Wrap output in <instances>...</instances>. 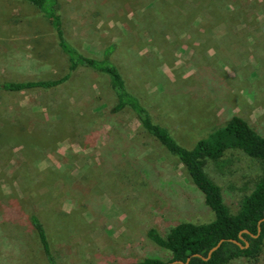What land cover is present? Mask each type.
Here are the masks:
<instances>
[{
	"label": "rangeland",
	"instance_id": "1",
	"mask_svg": "<svg viewBox=\"0 0 264 264\" xmlns=\"http://www.w3.org/2000/svg\"><path fill=\"white\" fill-rule=\"evenodd\" d=\"M56 2L65 39L94 58L114 45L126 89L181 147L233 115L264 136V0ZM66 68L38 10L0 0V83ZM114 104L107 77L84 68L54 89L0 90V264H47L30 214L56 264L166 260L149 229L164 236L177 222L213 220L181 164ZM203 170L229 214L261 177L239 150ZM252 264H264V249Z\"/></svg>",
	"mask_w": 264,
	"mask_h": 264
},
{
	"label": "trees",
	"instance_id": "2",
	"mask_svg": "<svg viewBox=\"0 0 264 264\" xmlns=\"http://www.w3.org/2000/svg\"><path fill=\"white\" fill-rule=\"evenodd\" d=\"M23 1L36 8L41 17L49 22L57 47L66 58V72L51 80L3 82L0 83V90L20 92L54 89L65 83L79 68L106 76L115 95L113 110L128 108L134 114L143 132L181 164L192 185L201 193L204 205L213 213V220L209 223L196 225L177 222L168 228L164 236H160L155 229H149L146 232L147 238L167 251L168 259L147 257L127 264H174L175 261L182 264H232L238 259H243L246 264L254 263L264 249V136L256 133L243 119L233 115L222 127L196 141L191 149L181 147L165 127L152 121L148 111L126 89L119 70L110 60L114 45L104 48L99 58L85 56L65 39L56 0ZM227 150L241 151L257 161L261 170V177L251 192L243 197L235 214H229L219 187L203 170L207 160L217 162ZM29 222L47 264H56L40 220L35 214H30ZM219 241L220 245L205 259L207 252Z\"/></svg>",
	"mask_w": 264,
	"mask_h": 264
},
{
	"label": "water",
	"instance_id": "3",
	"mask_svg": "<svg viewBox=\"0 0 264 264\" xmlns=\"http://www.w3.org/2000/svg\"><path fill=\"white\" fill-rule=\"evenodd\" d=\"M262 220H264V219H262ZM257 233H258V229H257ZM220 243H221V241H219L214 247H212L208 252H207V255H206V258L205 259H208L209 258V256H210V254L220 245ZM233 243H236V242H234L233 241ZM188 261V259H186V261L185 262H187ZM174 264H182L181 262H179V261H175V262H173Z\"/></svg>",
	"mask_w": 264,
	"mask_h": 264
}]
</instances>
